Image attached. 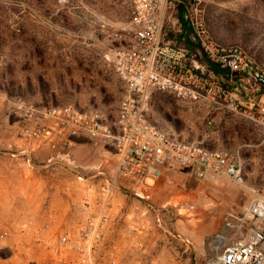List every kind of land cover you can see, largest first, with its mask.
I'll use <instances>...</instances> for the list:
<instances>
[{"label": "rangeland", "instance_id": "obj_1", "mask_svg": "<svg viewBox=\"0 0 264 264\" xmlns=\"http://www.w3.org/2000/svg\"><path fill=\"white\" fill-rule=\"evenodd\" d=\"M129 10L128 0H0L1 227L50 210L60 214L58 226L68 227L76 221L78 194L66 195L64 188L75 186L74 174L95 169L114 173L113 153L88 141L53 163L33 157L28 163L18 155L15 117L6 101L73 105L113 119L123 85L107 58L106 32L126 24ZM201 18L214 45L238 50L264 70V0H208L201 6ZM192 38L185 39V47ZM220 76L236 111L223 103L214 105L220 114L210 109L194 113L189 104L155 93L149 119L180 140H217L231 151L238 148L246 188L264 197V88L255 89L247 77L229 81L226 73ZM244 191L222 176L196 179L186 170L168 172L152 183L150 202L166 206L165 224L174 236L157 249L156 264H212L249 231L264 235V222L243 219ZM223 238L225 243L217 244Z\"/></svg>", "mask_w": 264, "mask_h": 264}, {"label": "built area", "instance_id": "obj_2", "mask_svg": "<svg viewBox=\"0 0 264 264\" xmlns=\"http://www.w3.org/2000/svg\"><path fill=\"white\" fill-rule=\"evenodd\" d=\"M128 1V22L106 32L107 58L123 85L113 119L73 105L5 100L15 117L18 155L28 163L31 157L53 163L88 141L113 153L115 170L112 175L98 169L74 174L75 186L64 188L66 195L78 194L76 221L68 227L58 226L60 214L51 210L0 226L2 264H153L157 249L174 236L165 224L166 206L157 208L150 202L149 182L175 170H186L196 179L222 176L245 190L247 205L253 198L264 199L246 188L239 150L207 149L177 139L148 116L155 93L186 104L224 103L236 111L226 81L209 64L226 71L229 81L236 73L259 88H264V70L242 52L211 42L201 18V6L208 0ZM190 35L193 50L184 44ZM250 212L252 220H244L264 222V207L258 202ZM251 232L226 246L212 264H264V235Z\"/></svg>", "mask_w": 264, "mask_h": 264}, {"label": "crops", "instance_id": "obj_3", "mask_svg": "<svg viewBox=\"0 0 264 264\" xmlns=\"http://www.w3.org/2000/svg\"><path fill=\"white\" fill-rule=\"evenodd\" d=\"M253 87H255V89L257 88L254 85H253ZM205 104H207V105H205ZM189 105L192 108L191 110L194 111V113H196V111L200 112L201 114L207 113V112H209V109L211 111L215 112L216 114H220V111H222L221 109H218L214 105L208 104V103H198V104L196 103V104H189ZM210 122H212V120H210ZM201 144L207 149H226V150H230V149L226 148L223 143L218 142L217 140H211V141L202 140ZM236 147H239V146H236ZM237 149L238 148H236L235 150H237ZM235 150H233V151H235ZM155 260H154L153 264H156L157 261H155Z\"/></svg>", "mask_w": 264, "mask_h": 264}, {"label": "bare ground", "instance_id": "obj_4", "mask_svg": "<svg viewBox=\"0 0 264 264\" xmlns=\"http://www.w3.org/2000/svg\"><path fill=\"white\" fill-rule=\"evenodd\" d=\"M149 184L150 185H152V182H149ZM255 202H258L259 203V205L260 206H263L264 207V199H262V198H253L252 199V201L248 204V205H246V207H245V212H244V219H247V220H252V214H251V212H250V207L253 205V203H255ZM176 203V202H175ZM176 205V204H175ZM174 206V205H173ZM182 209V208H181ZM183 210H184V208H183ZM186 210V209H185ZM179 212V211H178ZM183 213V212H182ZM188 214H190V213H188ZM180 215H182L181 213H180ZM184 215H185V212H184ZM194 215V214H193ZM186 216H188V215H186ZM189 217V216H188ZM192 217V216H191ZM192 221V220H191ZM228 226V225H227ZM252 232L251 231H249V234H251ZM221 241L220 242H218L217 244H219V245H223L224 243H225V241H226V239L225 238H223V239H220ZM229 240V239H228ZM217 261H218V259H215V261L214 262H216L217 263Z\"/></svg>", "mask_w": 264, "mask_h": 264}, {"label": "trees", "instance_id": "obj_5", "mask_svg": "<svg viewBox=\"0 0 264 264\" xmlns=\"http://www.w3.org/2000/svg\"><path fill=\"white\" fill-rule=\"evenodd\" d=\"M178 19H179V22L181 24V27L185 30L187 28V23L183 20V12L182 10H179L178 12ZM193 46L191 44H189V48H192ZM210 65V69L213 71L214 74H223V73H226L227 74V77L229 76L228 73L224 70H220L218 67L212 65V64H209ZM240 77H234L233 80L234 81H237L239 80ZM225 88L228 89V86H225Z\"/></svg>", "mask_w": 264, "mask_h": 264}, {"label": "water", "instance_id": "obj_6", "mask_svg": "<svg viewBox=\"0 0 264 264\" xmlns=\"http://www.w3.org/2000/svg\"><path fill=\"white\" fill-rule=\"evenodd\" d=\"M232 76H233V77H235V76H237V74H236V73H234V74H232Z\"/></svg>", "mask_w": 264, "mask_h": 264}]
</instances>
